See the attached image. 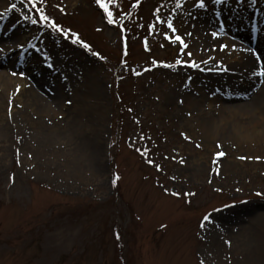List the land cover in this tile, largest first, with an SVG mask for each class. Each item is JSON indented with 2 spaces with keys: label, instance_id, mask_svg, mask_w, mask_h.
<instances>
[{
  "label": "rangeland",
  "instance_id": "obj_1",
  "mask_svg": "<svg viewBox=\"0 0 264 264\" xmlns=\"http://www.w3.org/2000/svg\"><path fill=\"white\" fill-rule=\"evenodd\" d=\"M8 3L19 10L0 33L18 25L24 32L0 40V50L30 44L0 51V71L40 98H57L55 112L40 104L32 113L20 104L19 87L3 97L0 264H264V121L253 107L227 110L229 124L207 142L198 122L163 101L191 85L198 95L205 82L211 99L217 78L241 79L225 73L230 67L220 58L217 65L210 59L226 51L214 33L240 42L222 27L225 21L247 33L242 42L256 60L251 73L263 85L264 57L250 32L255 23L257 34L264 29V0H203L204 7L200 0H101L114 24L97 0H42L37 9L28 0ZM38 9L66 35L32 23ZM201 16L208 26L196 25ZM177 21L187 44L167 28ZM193 50L207 57L201 70ZM69 70L79 75L84 101L70 92ZM58 86L65 97L57 96ZM251 96L236 92V104ZM256 129L262 135L251 147L234 135Z\"/></svg>",
  "mask_w": 264,
  "mask_h": 264
},
{
  "label": "bare ground",
  "instance_id": "obj_2",
  "mask_svg": "<svg viewBox=\"0 0 264 264\" xmlns=\"http://www.w3.org/2000/svg\"><path fill=\"white\" fill-rule=\"evenodd\" d=\"M9 0H0V15L2 16V18H0V25L3 23H5V21L9 18L10 16V12H14L17 13V11L19 10L18 7L15 5V7L13 8V6H9L10 4L8 3ZM232 10V8H231ZM234 10H238V8H234L232 11ZM222 14L224 15L225 12L223 11ZM11 17V16H10ZM202 18L204 16H201ZM199 19V22L196 23V25H198L199 27L203 24L202 22H205V25L208 26V22L209 19H206L205 17L203 19ZM224 18V17H223ZM10 19V18H9ZM227 20V19H226ZM2 21V22H1ZM211 23L213 24L214 27V19L210 20ZM224 22V21H223ZM28 21H25V24H28ZM256 24L252 25V29L253 30H258V28H256ZM259 24V23H258ZM210 25V24H209ZM175 30H177L178 32H176L175 34L177 36H179L182 40L183 44H187L188 41H186V31L182 28L181 23L179 24L178 21L175 23ZM225 26V28L227 29L228 33L230 36L237 38L240 42L238 43H233L230 41V39L227 37H223V36H218L216 33H214V39H215V35L218 38V40L222 41L224 43V45L226 46V51L225 52H216V53H211L210 59L212 60H217L213 65H217V63H219V58L221 60L224 61V66H229V70H225V69H220V70H225V73L228 74H237L240 76L241 79H239L237 82H234L232 80H228L227 82L224 81L223 79L220 80L219 78H217V80H215L214 82L217 83V86H214L213 88L215 89V87H218V93H213V97L211 99H207L205 95V90L208 89V87H210L211 83L209 82V84H207L208 82H205V87L204 90H200L198 89L199 93L197 95L196 89L192 88L193 85H191L190 87L188 86L186 90H183V88H179L177 90V92H174L172 95L169 94L168 96H166L163 101L169 105H173L174 109H175V113L178 115L179 113L182 112H186L187 116H189L191 118L190 122H195V124L198 122V124H200L201 126V131H202V136L204 137V139L207 142H211L220 132H222L226 126L229 124V121L224 118L223 114L227 111V110H234L237 107H253V110H255V116L258 117L257 121L263 122L264 121V84L260 85L259 83V77L257 75H254L253 73H251V68L252 66L255 64L256 60H255V55L253 54V56L250 54V52L247 50L248 48L245 46L244 42L242 41H247L248 37L246 36L247 33L244 34L241 32H237L236 27L234 25H229L228 23L226 24L223 23L222 27ZM260 25H257V27H259ZM203 27L204 24H203ZM260 27L259 28V32L257 34V40L255 42V48L257 49V52L259 54L260 57H264V29ZM14 29V28H13ZM11 27L7 28L5 31L0 33V40L3 39H13L16 35H20L19 37L21 38V33L24 32V30L21 28L20 25L16 26L15 30H13ZM237 32V34H235ZM212 37V36H211ZM231 37V38H232ZM31 38V37H30ZM28 38V39H30ZM181 39L179 40L181 42ZM213 39V37H212ZM211 39V40H212ZM25 41V38H23V42ZM209 41V40H207ZM189 42L191 44V41L189 39ZM23 46H21V44L17 45V43L13 44L11 47H2V50L0 51H9V50H16V49H22L25 48L27 46H29L30 41H28L27 43H22ZM16 47V48H15ZM255 49V50H256ZM193 52V53H192ZM191 59L193 60V62H196L198 66V68H204L206 65L205 63L207 62V57L200 55L198 53H196L194 50L190 52ZM11 62H15L12 59H9ZM57 64V63H56ZM11 66H13L12 63H10ZM58 65V64H57ZM218 67H223V65L221 66L220 64L218 65ZM29 73H31L30 68H28ZM201 70V69H200ZM212 70V68L210 69ZM215 70H219L218 68H215ZM69 72H66L65 77L68 81V85H71V89L70 92L73 93H81L79 94V97H81V100L84 101L85 96L84 94H82V91L85 88H82V86L79 84V75L76 72H73L72 70H69ZM221 73V72H220ZM64 74V73H63ZM62 75H58V77H61ZM197 77V76H196ZM201 79H205L204 75L200 76ZM193 79V78H192ZM209 79V77H208ZM194 80V79H193ZM203 81V80H202ZM231 81V82H229ZM241 81V83H240ZM201 84V83H200ZM207 84V86H206ZM25 82L23 80H19L17 78L13 79L10 75L7 74V72H3L0 71V110L3 109V97H6V95L9 94L11 88H15V87H19L20 91L23 92L22 94V99L20 101V104L22 105V107L32 113H35L34 111V105H44V107H47V112L48 113H53L56 111V107L54 105V102L52 101V99H56L57 97H54L55 95H51L48 98H40L38 96H36V94L34 93V91L31 89L29 90H25ZM96 85V84H95ZM94 85V86H95ZM209 85V86H208ZM97 86V85H96ZM98 87V86H97ZM183 87V86H182ZM232 87L233 91H231V96H229L230 92H229V88ZM239 88V90L237 91L236 88ZM259 87V88H258ZM228 88V89H227ZM258 88V89H257ZM90 89H88L89 92ZM57 91L59 92L57 94V96L59 98H63L65 97V93H61V87L58 86ZM97 91H99L97 89ZM189 92V93H188ZM195 93L197 96L196 97H192V93ZM236 92L241 93V97H247L248 94H252V96L248 99V101L242 105L236 104L238 103L236 101L237 97H236ZM44 100H46L47 102H45ZM58 103V101H57ZM85 104V103H84ZM260 104V105H259ZM54 105V107H53ZM255 105H257V107H255ZM58 109L61 108L60 104H57ZM55 108V110H54ZM238 109V108H237ZM62 110V109H60ZM216 111H218L221 116L217 117V118H213L214 116L212 115V113L214 114ZM44 112H41L39 114H43ZM207 121V122H205ZM205 123V124H204ZM89 130V131H88ZM92 131L91 129H87L85 130V134H89L91 135L93 133L90 132ZM261 130L256 129V132H249V133H244V135H241V132H237L234 135H237V139L241 140L242 142L246 143L249 147H251L252 145H256L257 143H259L258 141V137L257 136H261L262 134ZM43 136V135H41ZM94 137L95 140L98 141L99 137L97 135V132H94ZM24 138L27 140L28 143H35V145H37L36 143H38V140L34 141L35 137L33 135H29L26 132V136H24ZM24 140V139H23ZM22 140V141H23ZM26 140H24V144H26ZM255 140V141H254ZM47 142L46 137H41V143H45ZM87 144L90 145L89 141H86ZM33 146L28 147V150H32ZM34 150V149H33ZM46 150V149H44ZM246 211H244V215L246 217H248L250 215V211L249 209H245Z\"/></svg>",
  "mask_w": 264,
  "mask_h": 264
},
{
  "label": "snow or ice",
  "instance_id": "obj_3",
  "mask_svg": "<svg viewBox=\"0 0 264 264\" xmlns=\"http://www.w3.org/2000/svg\"><path fill=\"white\" fill-rule=\"evenodd\" d=\"M42 2V0H28V3L31 4L32 8L33 9H37V5L38 3ZM216 3H221L222 0H215ZM97 3L100 5V7L104 10V12L108 15L109 19H108V23L109 24H114L115 23V20L113 18V14L112 12L109 10V8L104 4V3H101V0H97ZM134 7L136 5H133ZM179 6V5H178ZM200 7H204V3H203V0H200V4H199ZM15 7V5H13V8ZM38 12H39V21L38 20H33L32 23H38L40 21H43L44 22V25L46 27H50L52 29H54L55 31L61 33L62 35H66L64 33V30L58 26L56 23L52 22L49 20V18L44 15L43 13V9H38ZM158 23H164V21H158ZM167 28L172 30L173 33L175 34V29L173 27V24L171 22H167ZM167 38V37H166ZM78 37L76 39H74L72 42L73 43H77L78 41ZM175 39L177 41H179L181 38L179 36H175ZM182 43V41H181ZM83 47L85 48H88L89 46L87 44H84ZM155 63V62H153ZM177 63H179V61H177ZM167 66V65H166ZM15 75V73H13ZM260 75H264V72L260 73ZM220 155H223V153H220ZM149 163H152L151 161H149ZM157 170H160L159 167L157 168ZM185 195H188V196H191V195H194V193H186ZM209 218L207 216L204 217V220L207 221Z\"/></svg>",
  "mask_w": 264,
  "mask_h": 264
}]
</instances>
